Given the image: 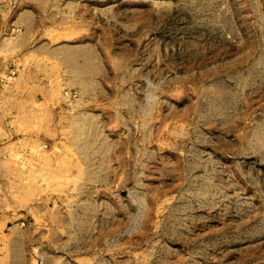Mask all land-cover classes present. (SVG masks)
I'll return each instance as SVG.
<instances>
[{
    "label": "rangeland",
    "instance_id": "1",
    "mask_svg": "<svg viewBox=\"0 0 264 264\" xmlns=\"http://www.w3.org/2000/svg\"><path fill=\"white\" fill-rule=\"evenodd\" d=\"M0 264H264V0H0Z\"/></svg>",
    "mask_w": 264,
    "mask_h": 264
}]
</instances>
